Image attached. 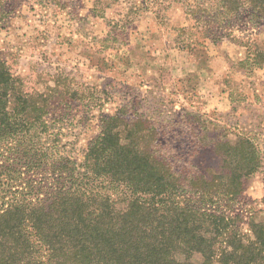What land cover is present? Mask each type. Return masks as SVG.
<instances>
[{
	"label": "rangeland",
	"instance_id": "1",
	"mask_svg": "<svg viewBox=\"0 0 264 264\" xmlns=\"http://www.w3.org/2000/svg\"><path fill=\"white\" fill-rule=\"evenodd\" d=\"M216 2L0 0V57L27 92L69 86L77 93L50 104L46 118L58 122L57 139L76 166L99 119L123 106L151 122L167 162L183 176L227 178L219 172L223 145L249 139L257 167L239 195L218 194L210 204L187 190L178 194L184 205L229 218L216 241L219 256L231 233L248 244L252 226L264 224V18L239 0L238 15L214 21ZM20 190L11 188L7 199Z\"/></svg>",
	"mask_w": 264,
	"mask_h": 264
},
{
	"label": "trees",
	"instance_id": "2",
	"mask_svg": "<svg viewBox=\"0 0 264 264\" xmlns=\"http://www.w3.org/2000/svg\"><path fill=\"white\" fill-rule=\"evenodd\" d=\"M247 1L264 18V0ZM238 3L217 0L214 21L238 15ZM24 88L0 57V264H193L195 254L202 264H264V224L252 226L248 244L231 233L218 256L216 241L227 231L221 223L227 227L229 218L178 197L187 190L211 204L218 194L239 195L257 167L249 139L223 145L219 172L227 178L183 176L167 162L151 122L123 106L99 119L76 166L57 139L58 122L46 118L50 104L77 93L69 86L41 94ZM14 186L18 198L7 199Z\"/></svg>",
	"mask_w": 264,
	"mask_h": 264
}]
</instances>
